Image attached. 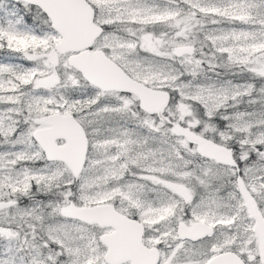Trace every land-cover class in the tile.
Instances as JSON below:
<instances>
[{
    "label": "snow or ice",
    "instance_id": "obj_1",
    "mask_svg": "<svg viewBox=\"0 0 264 264\" xmlns=\"http://www.w3.org/2000/svg\"><path fill=\"white\" fill-rule=\"evenodd\" d=\"M0 264H264V0H0Z\"/></svg>",
    "mask_w": 264,
    "mask_h": 264
}]
</instances>
